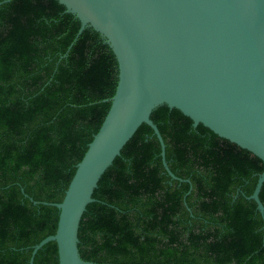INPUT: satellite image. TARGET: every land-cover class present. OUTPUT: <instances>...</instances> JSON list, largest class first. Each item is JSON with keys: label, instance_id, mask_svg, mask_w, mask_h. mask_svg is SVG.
Instances as JSON below:
<instances>
[{"label": "trees", "instance_id": "16d2710c", "mask_svg": "<svg viewBox=\"0 0 264 264\" xmlns=\"http://www.w3.org/2000/svg\"><path fill=\"white\" fill-rule=\"evenodd\" d=\"M5 0H0V3ZM57 0L0 6V264H30L119 81L105 39ZM76 40V41H75ZM102 176L79 229L94 264H264V219L248 200L264 162L167 106ZM40 204L35 205L30 199ZM264 205V185L260 192ZM34 264H59L50 242Z\"/></svg>", "mask_w": 264, "mask_h": 264}, {"label": "water", "instance_id": "95a60500", "mask_svg": "<svg viewBox=\"0 0 264 264\" xmlns=\"http://www.w3.org/2000/svg\"><path fill=\"white\" fill-rule=\"evenodd\" d=\"M57 1L81 22L76 40L87 28L105 39L119 81L63 201L43 203L59 210L58 228L33 248L30 264L50 242L57 244L59 264H94L79 250L83 215L102 176L143 124L154 131L170 178L184 181L166 161L164 139L151 119L157 108L179 110L195 128L202 124L264 162V0ZM263 185L264 171L247 199L264 219Z\"/></svg>", "mask_w": 264, "mask_h": 264}]
</instances>
